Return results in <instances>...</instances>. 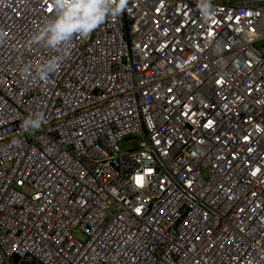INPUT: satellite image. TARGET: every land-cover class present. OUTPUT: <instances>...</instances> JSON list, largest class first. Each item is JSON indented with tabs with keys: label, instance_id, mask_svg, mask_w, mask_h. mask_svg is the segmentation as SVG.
I'll return each instance as SVG.
<instances>
[{
	"label": "built area",
	"instance_id": "2783aa9c",
	"mask_svg": "<svg viewBox=\"0 0 264 264\" xmlns=\"http://www.w3.org/2000/svg\"><path fill=\"white\" fill-rule=\"evenodd\" d=\"M53 15L0 0V264H264V0Z\"/></svg>",
	"mask_w": 264,
	"mask_h": 264
},
{
	"label": "clouds",
	"instance_id": "9594fccd",
	"mask_svg": "<svg viewBox=\"0 0 264 264\" xmlns=\"http://www.w3.org/2000/svg\"><path fill=\"white\" fill-rule=\"evenodd\" d=\"M55 9V15L46 21L32 34L33 42H43L46 46L58 49L67 55L69 42L74 34L88 35L107 15L122 11L127 6V0H50ZM62 56H52L43 61L38 68V76L47 80L57 66ZM24 71H27L26 69ZM25 123L38 127L35 119Z\"/></svg>",
	"mask_w": 264,
	"mask_h": 264
},
{
	"label": "rangeland",
	"instance_id": "374dc122",
	"mask_svg": "<svg viewBox=\"0 0 264 264\" xmlns=\"http://www.w3.org/2000/svg\"><path fill=\"white\" fill-rule=\"evenodd\" d=\"M138 144V140L137 139H124L120 145L122 148H132L133 146H136ZM72 232L76 235V236H81V231L78 230V228H74L72 230Z\"/></svg>",
	"mask_w": 264,
	"mask_h": 264
}]
</instances>
